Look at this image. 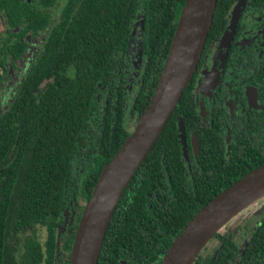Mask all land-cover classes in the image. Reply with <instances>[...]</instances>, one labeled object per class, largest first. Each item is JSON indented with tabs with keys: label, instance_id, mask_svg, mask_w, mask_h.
Returning <instances> with one entry per match:
<instances>
[{
	"label": "trees",
	"instance_id": "16d2710c",
	"mask_svg": "<svg viewBox=\"0 0 264 264\" xmlns=\"http://www.w3.org/2000/svg\"><path fill=\"white\" fill-rule=\"evenodd\" d=\"M232 1L215 0L202 51L220 33ZM183 2L66 0L51 21L46 9L0 0V14L15 30L13 38L0 39L1 57L17 59L26 48L24 34L45 30L40 49L0 111V264L19 263L14 252L24 230L29 232L23 264H53L57 253L68 263L82 205L70 232L55 244L63 210L75 198L85 202L101 167L130 131L123 124L122 66L132 22L139 13L144 59L128 107L136 120L155 87ZM189 88L188 82L120 193L95 264H118V258L125 264H157L203 203L264 161V137L253 145L233 136L225 153L217 126L198 119ZM176 118L182 121L187 161L175 135ZM34 225L43 226V243L34 237ZM212 235L220 241L213 259L197 257L195 264H234L237 254L238 262L264 264V215L242 249L229 232Z\"/></svg>",
	"mask_w": 264,
	"mask_h": 264
},
{
	"label": "water",
	"instance_id": "95a60500",
	"mask_svg": "<svg viewBox=\"0 0 264 264\" xmlns=\"http://www.w3.org/2000/svg\"><path fill=\"white\" fill-rule=\"evenodd\" d=\"M240 1L237 0L231 10L228 23L218 38V47L226 46L228 42ZM214 4L215 0H184L153 92L133 128L101 167L82 205L72 235L68 264H95L105 227L120 193L190 80L211 22ZM176 136L186 159L179 119L176 121ZM262 194L264 161L203 203L174 235L158 264H191L214 232Z\"/></svg>",
	"mask_w": 264,
	"mask_h": 264
},
{
	"label": "flooded vegetation",
	"instance_id": "af4514ba",
	"mask_svg": "<svg viewBox=\"0 0 264 264\" xmlns=\"http://www.w3.org/2000/svg\"><path fill=\"white\" fill-rule=\"evenodd\" d=\"M16 1L24 2L29 7L46 9L50 15L51 21H54L59 17L61 7L66 2V0H63V4L57 15L52 17L50 8L56 0H52L49 3L42 0ZM236 1L237 0H233L226 9L224 14L225 22L218 36L210 42L205 50L202 51L201 49V53L198 56L195 68L189 80V94L192 97L194 111L203 124H206L208 121V123L217 126V133L225 143V153L229 148L227 143L233 136L236 137L237 140H241V142H247L253 145L261 144L263 142L262 138L264 137V0L240 1L236 9L237 15L233 22L228 42L226 46L218 47V38L228 23L231 16V10ZM0 18L5 25V34L1 36L0 39H3L6 36L13 38L15 30L9 28L1 14ZM141 25L142 17L138 13L133 20L129 31L124 63L122 66L123 83L124 85L126 84L125 87L127 89L129 88L127 87V83H137L138 72L143 64L144 58L141 52L140 42L138 41ZM44 33L45 30H42L34 35H41L38 37L40 40H38L40 46ZM133 34L134 42L133 45H131L130 38ZM34 36H30L28 33L24 34L23 38L26 40V48L20 56L27 51L30 46L29 40ZM39 49L40 47L38 50ZM7 57L9 58V56ZM140 63L142 64L138 67ZM128 69L129 73L126 72ZM125 72L128 76H125ZM127 89L124 90L126 93L130 88ZM177 120L178 118L175 119V135ZM179 120L181 121V119ZM189 141L190 143H193L194 139L192 136H190ZM179 147L184 161H187L185 136L184 152L186 159L183 156L180 143ZM193 151H195V149H193ZM77 207L78 203L76 200L71 205L67 204L65 206L61 226L65 222L71 224L72 227L73 217L75 215L74 212L78 211ZM255 224L256 222L253 226ZM20 232H18L17 235H19ZM229 235L231 240L236 243L238 250L244 247L248 235L240 245L234 241L230 232ZM216 239L218 240V244L214 247L210 255L196 254L194 259L197 257L203 260L213 259L215 249L220 243L217 237ZM20 247L21 242L18 241V249ZM16 251L14 252V258ZM56 255L63 257L61 253H57ZM239 257V254L235 256L233 261L234 264H247L244 261L238 262L237 260ZM194 259L191 264H195ZM17 260L19 262L18 264L22 263L21 259ZM159 260L160 258L158 259L157 264ZM118 264H125V261L122 258H118Z\"/></svg>",
	"mask_w": 264,
	"mask_h": 264
},
{
	"label": "rangeland",
	"instance_id": "374dc122",
	"mask_svg": "<svg viewBox=\"0 0 264 264\" xmlns=\"http://www.w3.org/2000/svg\"><path fill=\"white\" fill-rule=\"evenodd\" d=\"M62 4H63V0L55 1L53 6L50 8L52 17H55L57 15ZM4 34H5V25L3 24V21L0 18V37L3 36ZM40 36L41 35H37V36L30 38L29 40L30 46L28 47L27 51L24 52L17 60L12 61L7 56L5 57L0 56V59L2 60V65H0V75H1V78H0V111L3 110L7 106L14 90L16 89L18 82L23 77L34 54L40 47V42H39L40 40L38 39V37ZM133 42H134V34L130 38V44L133 45ZM141 64L142 63H140L139 65L137 64L138 67H140ZM126 72L129 73V69ZM127 73L125 74V76H128ZM135 86H136V83H131V82L130 84L127 83V87H129L130 90L126 93L125 106H124V117H123V124L127 130H131L136 121L135 118L128 113L129 103L134 93ZM75 200L78 204L83 205V202L80 199L75 198ZM262 215H264V194H262L260 197H258L254 201L247 204L244 208H242L236 214L230 217L224 223V225L218 229L217 232L221 233L224 231H229L234 241H236L240 245L246 239V236L248 235L250 228ZM65 217H66V214H65ZM71 229H72L71 224H67L65 222L60 228L56 229L54 237L55 236L57 237V242L59 243L61 238L65 236L66 234H68ZM28 232H29L28 230H24V231H21L18 235L19 241L21 242V247L16 251L15 258L21 259V262H22L21 264L24 263V259H25L24 254L26 253V250L28 249V247H26V244L24 243V239L26 235L28 234ZM45 234L46 233H45L43 226L34 225L33 235L34 237H36L39 243H43L45 239ZM217 244H218V240L216 239L215 236L211 235V237L207 241H205L204 244L201 246V248L198 250L197 254H204L208 256L211 254L212 250ZM53 264H68V263L64 261L62 256L56 255Z\"/></svg>",
	"mask_w": 264,
	"mask_h": 264
}]
</instances>
